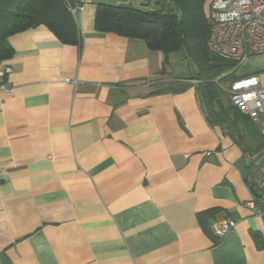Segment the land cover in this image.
<instances>
[{"label":"crops","instance_id":"crops-1","mask_svg":"<svg viewBox=\"0 0 264 264\" xmlns=\"http://www.w3.org/2000/svg\"><path fill=\"white\" fill-rule=\"evenodd\" d=\"M132 1L146 0L117 4ZM71 2L79 45L38 26L0 63V264H264V217L246 207L258 162L167 77L168 55L95 31L100 2ZM250 61L235 77L264 86Z\"/></svg>","mask_w":264,"mask_h":264},{"label":"trees","instance_id":"trees-1","mask_svg":"<svg viewBox=\"0 0 264 264\" xmlns=\"http://www.w3.org/2000/svg\"><path fill=\"white\" fill-rule=\"evenodd\" d=\"M207 0H172V6L159 5L140 10L127 3H97L94 30L141 39L151 51L167 56L180 50L194 66L192 77L201 108L209 125L218 127L250 162L264 157V134L250 118L231 103L223 83L235 80L237 64L208 52L209 27L204 16ZM67 2L71 0H0V63L12 58L8 38L14 34L45 26L62 44L79 45V32ZM216 80V82H215ZM168 88L181 92L185 85ZM224 87V86H223ZM167 90V89H166ZM208 213L198 215L200 225Z\"/></svg>","mask_w":264,"mask_h":264},{"label":"built area","instance_id":"built-area-1","mask_svg":"<svg viewBox=\"0 0 264 264\" xmlns=\"http://www.w3.org/2000/svg\"><path fill=\"white\" fill-rule=\"evenodd\" d=\"M67 7L72 15L81 8L69 2ZM205 19L209 27L206 42L209 53L235 62L237 67L248 59L264 56V0H209ZM7 72V68L0 67V90L9 95L10 90L2 81ZM189 81L194 86L200 83L195 77ZM221 89L226 92L230 103L257 124L264 134V86L260 76L236 78ZM258 168L260 175L246 207L255 215L264 217V158ZM235 225L233 220L223 219L214 225V235L220 238Z\"/></svg>","mask_w":264,"mask_h":264},{"label":"rangeland","instance_id":"rangeland-1","mask_svg":"<svg viewBox=\"0 0 264 264\" xmlns=\"http://www.w3.org/2000/svg\"><path fill=\"white\" fill-rule=\"evenodd\" d=\"M97 2H102V3H107V4H111V5H116L117 4V0H94ZM208 2L209 0H207L204 4V16L207 12V8H208ZM148 0L145 1L144 5H139L137 4L136 1H132V4L134 7L140 9V10H149L151 6H147ZM168 6H172V0H169V4ZM255 58V57H254ZM258 58V57H257ZM252 62L253 60L257 61V64L260 65V67H264V59L263 58H258V59H250ZM239 65L235 72H234V76H236V71L238 70V73L241 74L243 73V71H245L246 66L245 65ZM166 66V71H167V77H171V78H176L175 80L179 79L180 81H189L192 78V71L194 69V66L189 62V60L187 59L185 52L180 50L178 52L175 53H170L168 54V58H167V62L165 64ZM178 81V80H177ZM228 83H223V85H221L222 87L227 86ZM260 130V128H259ZM261 131V130H260ZM262 133V131H261ZM263 134V133H262ZM264 158V157H263ZM260 175V171H257V176Z\"/></svg>","mask_w":264,"mask_h":264}]
</instances>
